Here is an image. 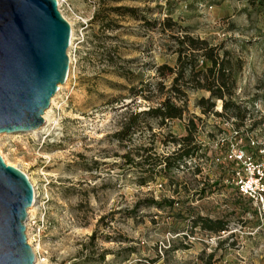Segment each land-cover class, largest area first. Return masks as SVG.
I'll return each instance as SVG.
<instances>
[{"label":"rangeland","instance_id":"374dc122","mask_svg":"<svg viewBox=\"0 0 264 264\" xmlns=\"http://www.w3.org/2000/svg\"><path fill=\"white\" fill-rule=\"evenodd\" d=\"M58 3L71 41L65 80L44 110L47 131L0 134V157L34 190L24 222L33 264H202L208 253L211 264H264V0ZM165 17L170 28L160 24ZM171 34L204 39L240 61L233 99L242 119L200 113L195 102L208 93L188 90L179 119L141 120L116 140L130 113L161 99L154 69L174 65ZM144 84L149 100L132 97L131 87L147 94ZM189 118L195 156L147 178L142 148L169 154ZM135 151L131 163L121 157ZM197 214L225 230L192 226Z\"/></svg>","mask_w":264,"mask_h":264},{"label":"water","instance_id":"95a60500","mask_svg":"<svg viewBox=\"0 0 264 264\" xmlns=\"http://www.w3.org/2000/svg\"><path fill=\"white\" fill-rule=\"evenodd\" d=\"M70 27L56 0H0V134L27 133L68 70ZM33 189L0 157V264H33L24 232Z\"/></svg>","mask_w":264,"mask_h":264},{"label":"trees","instance_id":"16d2710c","mask_svg":"<svg viewBox=\"0 0 264 264\" xmlns=\"http://www.w3.org/2000/svg\"><path fill=\"white\" fill-rule=\"evenodd\" d=\"M126 11H133L132 8H124ZM160 24L165 28H170L173 22L169 17H165ZM106 27L110 24L106 22ZM174 40L172 52L175 54L174 65L169 66L162 63L155 67L156 77L155 91L161 94V99L155 106H149L146 110L130 113L121 123L120 128L112 135L118 140L129 139L135 127L141 120L158 119L159 122L170 119H179L185 112L186 95L188 90H203L208 93L207 97H199L195 105L200 109V113H213L216 116L234 117L242 119L239 105L233 99L235 81L237 72L240 70V61L233 59L225 50L219 51V47L209 45L206 40L195 38L187 34H171ZM169 78L168 84L164 79ZM149 84H144L147 94H141V90L130 88L132 97L140 96L143 100H149ZM220 101L221 110H213L214 102ZM186 134L179 138H173L171 141L177 145L176 149L169 154L156 155L151 154V148H142L140 154L142 165H147L143 171H147V178H150L151 171L167 173L175 169L179 164H184V160L194 157L197 152V144L193 133L195 124L192 118L187 120L185 125ZM147 152V153H146ZM134 154L126 152L121 157L126 163H131ZM197 167L194 166V172L197 173ZM145 178L139 181V184L145 182ZM149 204L162 207L166 203L170 205L171 199L161 198L158 201L152 198L145 200ZM192 226L198 225L200 229L209 233L223 231L226 223L219 219H212L206 216L194 215L191 218ZM212 253L206 255V260L202 264H211Z\"/></svg>","mask_w":264,"mask_h":264},{"label":"bare ground","instance_id":"6f19581e","mask_svg":"<svg viewBox=\"0 0 264 264\" xmlns=\"http://www.w3.org/2000/svg\"><path fill=\"white\" fill-rule=\"evenodd\" d=\"M56 2H57V4H59V3H58V0H56ZM69 41H71V40H70V37H69ZM42 118H43V124H42L41 126H39L37 129H35V130H33V131H30V132H39V131H40V132H44V131H47L48 123H47L46 112H45V111H44L43 114H42ZM4 162H5V161H4ZM32 189H33V187H32ZM33 199H34V190H33ZM31 207H32V204H31V206H30L29 208H27L26 212L29 213V210H30ZM26 241H28L27 238H26ZM27 243H28V242H27ZM31 249H32L33 253L36 254L35 251H34V248L31 247Z\"/></svg>","mask_w":264,"mask_h":264}]
</instances>
